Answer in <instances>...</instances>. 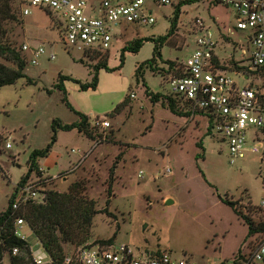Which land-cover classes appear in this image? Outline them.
<instances>
[{"label": "rangeland", "instance_id": "1", "mask_svg": "<svg viewBox=\"0 0 264 264\" xmlns=\"http://www.w3.org/2000/svg\"><path fill=\"white\" fill-rule=\"evenodd\" d=\"M180 1L173 5L148 2L155 19L152 25H124L126 30L116 26L110 51L90 57L76 49L64 50L60 31L64 18L56 11L34 7L27 16L18 13L20 22L7 25L8 37L17 47L27 42L42 46L45 54L37 58L36 65L30 62L32 54H25L24 73L33 82L23 77L0 87V212L28 171L31 151L51 142L53 120L72 123L78 119L63 101V92L55 87L59 74L89 82L98 60L106 58L109 67L118 66L121 48L129 41L166 33ZM197 18L220 41L217 53L224 62L229 52L240 57L235 46L245 42L247 33H229L236 23L235 11L216 0H199L180 8L176 30L161 48L164 60L181 67L190 64ZM153 47L147 41L138 52H125L118 70L99 69L94 90L82 91L76 82L64 81L67 100L75 111L86 114L92 127L98 118L107 119L111 126L104 131L98 128L105 137L96 141L77 130H56L50 152L39 159L43 175L49 177L45 188L62 192L71 182L85 179L86 195L99 211L92 219L90 241L112 238L115 244L142 250H167L174 259L188 257L197 264H218L247 250L256 239L248 234L244 218L221 199L237 202L242 215L256 220L254 211L264 198V165L261 155L254 153L230 164L222 135L207 133L204 120L176 115L150 101L142 81H136L135 68L151 58ZM51 52L53 60L48 58ZM159 66L165 64L159 62ZM229 75L238 84L246 81ZM168 76L150 69L143 74L150 91L161 94L171 93ZM125 99L127 103L113 113ZM7 135L8 149L4 146ZM140 171L142 178H138ZM165 196L172 202L167 203ZM23 232L35 249L36 237L25 227Z\"/></svg>", "mask_w": 264, "mask_h": 264}, {"label": "built area", "instance_id": "2", "mask_svg": "<svg viewBox=\"0 0 264 264\" xmlns=\"http://www.w3.org/2000/svg\"><path fill=\"white\" fill-rule=\"evenodd\" d=\"M173 5L176 0H18L21 16L31 13V8L47 12L56 11L64 18L62 43L64 50L76 49L87 57L94 54H107L114 39L113 30L121 25H152L155 22L148 2ZM220 4L235 11L236 23L229 33L235 30L247 33L245 42L238 44L240 57L234 52L225 53L233 58L236 66L224 62L218 56L220 41L212 29L201 18L195 25L196 48L191 54V62L181 67V75H169L171 95L185 101L189 107V117L200 118L206 123L207 133L216 131L222 135L228 147L230 164L243 159L247 153L260 154L264 165V0H217ZM126 30V27H124ZM21 51L32 54L31 64L45 54L42 46L32 47L21 44ZM233 53V54H230ZM53 60L55 54H48ZM217 60V61H216ZM225 60V59H224ZM229 74L246 78L238 84ZM135 94L132 93L131 97ZM107 119H96L94 127L102 131L110 127ZM105 136L102 135V138ZM4 146L11 148L10 135ZM87 155V154H86ZM85 155V156H86ZM44 174V173H43ZM143 172L138 173V178ZM50 178H56V176ZM264 180V171L263 176ZM49 177L31 175L23 183L15 186L12 198V212L23 211L30 203L44 202L47 189L44 185ZM264 188V183H263ZM257 231L247 250H239L230 259L218 264H264V198L252 220ZM25 227L32 232L22 216L14 218L12 234L26 242L27 250L10 246L6 240V228L0 223V264L20 263V258L30 257L27 264H197L188 257L174 259L163 249L152 251L135 248L128 244H105L99 240L87 241L82 245H68L61 259H54L36 237V248L28 242ZM5 232V235H4ZM28 253V255H27Z\"/></svg>", "mask_w": 264, "mask_h": 264}, {"label": "trees", "instance_id": "3", "mask_svg": "<svg viewBox=\"0 0 264 264\" xmlns=\"http://www.w3.org/2000/svg\"><path fill=\"white\" fill-rule=\"evenodd\" d=\"M197 1L199 0H183L174 6L173 16L170 20V26L164 35L157 37H136L124 45L121 48L120 63L118 66L109 67L107 65L106 58L98 60L97 63L93 65V74L89 82H81L80 80L74 79L70 76L59 74L55 87L63 92V101L66 103L68 108L77 114L78 119L72 123H63L57 118L53 120V135L51 142L42 149H35L31 151L27 160L28 171L22 176L18 184L23 183L33 173L39 177L43 175V171L39 165V159L46 157L50 152L51 146L56 140V130H77L78 132L84 133L93 141L98 140L102 136L96 127L91 126L89 118L86 114L80 111H75L70 105L66 97L64 81L72 80L76 82L82 91L88 89L94 90L98 84L97 74L99 69L103 68L107 71H115L120 69L124 64L125 52H138L143 46L144 42H153L154 47L151 58L139 63L136 66V81H142L143 85L145 86L146 95L149 97L151 102L160 103L161 106L168 108L176 115L189 116V107L185 101H182L171 94L153 93L147 87V84L143 78V74L145 69H150L151 72L155 71L162 75V77L171 74H182L181 66L178 63L171 60H164L162 58L161 48L164 44L169 42L168 39L176 30L180 8L185 4L194 3ZM18 13L20 15L18 0H0V87L13 84L19 78L26 77L24 73V69L27 64L26 56L21 51V45L17 47L13 41L9 39L7 31L8 24L20 22L17 16ZM227 61L229 64L236 66V62L233 58L228 59ZM159 62L165 64V67L159 66ZM262 70L264 71V67ZM27 82H33V80L27 78ZM126 103L127 99L118 105L113 110V113L118 112L119 108L124 106ZM185 107H187V111L184 110ZM198 146L202 148V144L200 142L198 143ZM86 185L87 183L85 179L80 178L71 182L66 190L62 192L47 189V196L44 202L30 203L23 211H18L15 213L12 212L11 208L12 198L14 195V193H12L8 199V205L6 209L0 212V223H4V226L7 230L6 242L10 246H18L24 251L28 248L26 242L16 238L11 232L14 218L17 216H22L25 219L33 234L41 241L44 248L54 259H61L64 256L66 253V244L82 245L89 241L92 219L93 216L99 211L96 209V202L86 195ZM221 200L230 205L239 215H241V217L244 218L248 227L249 235L257 231L255 223L252 222L249 217L242 215L237 210V202L226 199ZM103 211H106V209H103ZM258 212L259 210L254 211V213ZM97 240L105 244L113 243L112 238ZM29 261L30 257H28L26 260L25 256H23L20 258L19 264H27ZM16 262H14V264H18Z\"/></svg>", "mask_w": 264, "mask_h": 264}, {"label": "crops", "instance_id": "4", "mask_svg": "<svg viewBox=\"0 0 264 264\" xmlns=\"http://www.w3.org/2000/svg\"><path fill=\"white\" fill-rule=\"evenodd\" d=\"M52 177H54V176H52ZM167 199H171V198L169 196H165L164 200L166 201Z\"/></svg>", "mask_w": 264, "mask_h": 264}, {"label": "water", "instance_id": "5", "mask_svg": "<svg viewBox=\"0 0 264 264\" xmlns=\"http://www.w3.org/2000/svg\"><path fill=\"white\" fill-rule=\"evenodd\" d=\"M166 202L169 203V202H172V201L170 199H167Z\"/></svg>", "mask_w": 264, "mask_h": 264}]
</instances>
